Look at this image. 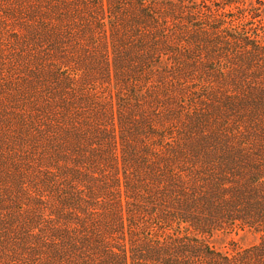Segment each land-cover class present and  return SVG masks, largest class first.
<instances>
[{"label": "trees", "instance_id": "16d2710c", "mask_svg": "<svg viewBox=\"0 0 264 264\" xmlns=\"http://www.w3.org/2000/svg\"><path fill=\"white\" fill-rule=\"evenodd\" d=\"M200 7L0 0V264H264V18Z\"/></svg>", "mask_w": 264, "mask_h": 264}, {"label": "rangeland", "instance_id": "374dc122", "mask_svg": "<svg viewBox=\"0 0 264 264\" xmlns=\"http://www.w3.org/2000/svg\"><path fill=\"white\" fill-rule=\"evenodd\" d=\"M159 3V0H153V2ZM192 1V0H190ZM195 1V0H193ZM205 1V0H202ZM207 1V0H206ZM237 1L238 9L237 10H229L227 11V17H224V15L218 16L214 13H208L205 10H203L202 7L198 8L194 14V18L197 23H204L207 19H219L220 22H223V19L233 17L232 21V30L234 31L235 28H244L247 26H254L259 25L258 19L260 17L264 18V0H235ZM203 4V2H202ZM167 13L169 11L166 10ZM195 38L193 40V44L199 45L196 47V49L201 50L204 47H201L200 44H198L199 39H204L199 34H194ZM9 59L11 56L7 55L6 58ZM14 57H16V54L14 53ZM17 61L14 62L16 69L22 68V61L24 60V57H22L19 53H17ZM13 77H20L19 74H15ZM259 234L256 233L253 229H250L248 227L242 228V227H233V228H227L220 231H217L212 235L210 238H208L209 242L218 248L221 249H231L232 245L235 244L236 246L240 247H246L250 246L254 243H256L259 240Z\"/></svg>", "mask_w": 264, "mask_h": 264}]
</instances>
